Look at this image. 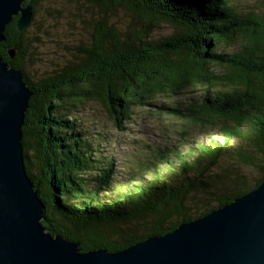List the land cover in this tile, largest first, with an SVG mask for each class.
Here are the masks:
<instances>
[{
	"label": "trees",
	"instance_id": "1",
	"mask_svg": "<svg viewBox=\"0 0 264 264\" xmlns=\"http://www.w3.org/2000/svg\"><path fill=\"white\" fill-rule=\"evenodd\" d=\"M44 1L31 0L25 29L17 30V18L5 27L0 57L31 93L21 144L49 233L81 252H117L171 233L264 181V0L243 8L191 0L204 14L189 24L175 0H128L124 9L139 15L142 28L124 33L108 20L120 4L85 0L100 10L90 47L33 81L23 66L26 35ZM158 15L173 19L175 30L153 39ZM93 101L120 132L142 114L160 123L156 141L138 142L124 173L113 157L97 155L74 118Z\"/></svg>",
	"mask_w": 264,
	"mask_h": 264
},
{
	"label": "water",
	"instance_id": "2",
	"mask_svg": "<svg viewBox=\"0 0 264 264\" xmlns=\"http://www.w3.org/2000/svg\"><path fill=\"white\" fill-rule=\"evenodd\" d=\"M111 1L136 17L133 23L139 29L130 31L142 28L139 15L124 9L128 0ZM175 1L180 21L203 19V10L194 1ZM13 18L18 31L28 27L33 19L31 0H0V43ZM159 19L158 25L167 24L171 33L175 30L173 19L162 15ZM8 53L10 58L15 55ZM30 96L22 73L0 57V264H264V181L171 233L150 236L117 252H81L77 243L49 233L44 204L26 173L21 144Z\"/></svg>",
	"mask_w": 264,
	"mask_h": 264
},
{
	"label": "rangeland",
	"instance_id": "3",
	"mask_svg": "<svg viewBox=\"0 0 264 264\" xmlns=\"http://www.w3.org/2000/svg\"><path fill=\"white\" fill-rule=\"evenodd\" d=\"M230 1L232 6L239 8L255 2ZM99 11L85 0H45L40 5L34 24L28 28L27 54L23 61L25 72L33 81L47 77L67 62L79 58L82 55L79 49L90 47L93 42L92 33L97 29L95 19L98 18ZM133 18L136 17L119 9L108 14V20L111 21L109 26L121 33L139 29L138 23H133ZM151 30L150 36L153 39L171 34V27L164 23ZM74 118L96 145L97 155L113 157L116 171L121 173H124L123 167L133 161L136 144L145 139L156 141L161 129L155 116L142 114L135 116L124 131H117L110 122L103 103L98 101L89 102L80 112L74 114ZM192 135L204 136L202 131H195ZM169 137L176 138L172 135Z\"/></svg>",
	"mask_w": 264,
	"mask_h": 264
}]
</instances>
